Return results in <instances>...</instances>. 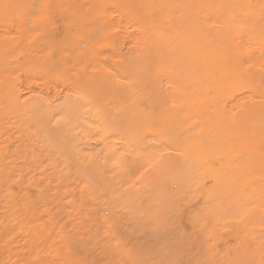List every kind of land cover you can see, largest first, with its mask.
Segmentation results:
<instances>
[{
  "label": "bare ground",
  "instance_id": "6f19581e",
  "mask_svg": "<svg viewBox=\"0 0 264 264\" xmlns=\"http://www.w3.org/2000/svg\"><path fill=\"white\" fill-rule=\"evenodd\" d=\"M0 26V264L264 262V0H0Z\"/></svg>",
  "mask_w": 264,
  "mask_h": 264
},
{
  "label": "rangeland",
  "instance_id": "374dc122",
  "mask_svg": "<svg viewBox=\"0 0 264 264\" xmlns=\"http://www.w3.org/2000/svg\"><path fill=\"white\" fill-rule=\"evenodd\" d=\"M2 29V30H1ZM4 27L3 26H0V35L4 33ZM124 49L125 50H128V47H129V44L125 43L124 44ZM1 73V72H0ZM1 77V76H0ZM1 80V78H0ZM0 84H2V82L0 81ZM1 86V85H0ZM1 92H2V87L0 88V107L2 108V105H3V102H4V99L1 98ZM13 130H15V128H10L8 122L6 119H0V153L1 154H4V151H5V146L7 145V143L9 142V134L10 132H12ZM3 158V157H2ZM18 188V187H16ZM33 191V192H32ZM31 192L35 195L36 191L35 190H31ZM0 200H1V203L0 205L4 203V199H3V196L2 198L0 197ZM1 205V207H2ZM1 214H4L3 213V208H0V234H1V231H2V224H1V217L2 215ZM2 244V242L0 241V245Z\"/></svg>",
  "mask_w": 264,
  "mask_h": 264
},
{
  "label": "snow or ice",
  "instance_id": "6c2138e0",
  "mask_svg": "<svg viewBox=\"0 0 264 264\" xmlns=\"http://www.w3.org/2000/svg\"><path fill=\"white\" fill-rule=\"evenodd\" d=\"M37 7H38L39 9L43 10V8H44L45 6H44V5H38ZM37 15H38V17H39L40 19H43V18H44L40 13H37ZM262 264H264V262H262Z\"/></svg>",
  "mask_w": 264,
  "mask_h": 264
}]
</instances>
